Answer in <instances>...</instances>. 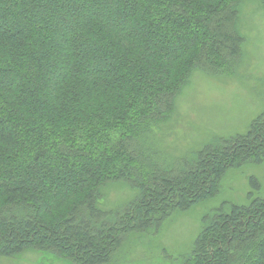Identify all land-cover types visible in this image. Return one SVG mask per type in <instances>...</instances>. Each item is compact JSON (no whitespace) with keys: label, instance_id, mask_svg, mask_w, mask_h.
Here are the masks:
<instances>
[{"label":"trees","instance_id":"1","mask_svg":"<svg viewBox=\"0 0 264 264\" xmlns=\"http://www.w3.org/2000/svg\"><path fill=\"white\" fill-rule=\"evenodd\" d=\"M248 1L264 11V0H0V264L30 251L106 264L129 235L198 209L181 264H264V181L244 168L264 164V99L245 132L190 150L169 127L195 73L235 76ZM238 169L245 197L214 202Z\"/></svg>","mask_w":264,"mask_h":264},{"label":"rangeland","instance_id":"2","mask_svg":"<svg viewBox=\"0 0 264 264\" xmlns=\"http://www.w3.org/2000/svg\"><path fill=\"white\" fill-rule=\"evenodd\" d=\"M253 4L248 1L242 8L240 31L245 35L244 55L235 76L220 80L195 73L180 95L178 110L169 127L176 126V132L188 150L197 141L245 132L250 121L261 112L257 102L264 99V11ZM171 140L167 139L170 143ZM244 168L247 172L257 173L264 181V164ZM237 171L239 169L230 172L227 180H223L214 202L219 197H228L229 192L240 200L245 197L248 178L245 174L235 176ZM111 187L116 194L123 192V186L119 184ZM208 203L212 204V201ZM198 211L179 214L165 221L158 234L151 231L129 235L106 264H181L179 255L187 251L200 228L201 214ZM3 261L7 264H76L57 253L37 251H30L9 262Z\"/></svg>","mask_w":264,"mask_h":264}]
</instances>
